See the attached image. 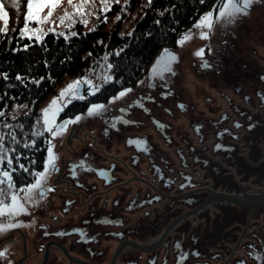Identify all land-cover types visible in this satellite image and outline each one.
<instances>
[{"label":"flooded vegetation","instance_id":"1","mask_svg":"<svg viewBox=\"0 0 264 264\" xmlns=\"http://www.w3.org/2000/svg\"><path fill=\"white\" fill-rule=\"evenodd\" d=\"M137 83L125 87L129 94L106 98L99 97L106 84H81L87 94L73 103L84 110L61 115L63 126L74 140L73 121L92 107L94 123L83 145L67 147L58 164L46 170L45 163L16 191L23 194L17 210L24 228L17 231L15 264H247L264 258V204L242 205L264 196L244 187L243 167L257 173L253 146L223 113L168 109L169 93L156 86L140 90ZM13 197L0 203V214Z\"/></svg>","mask_w":264,"mask_h":264},{"label":"trees","instance_id":"2","mask_svg":"<svg viewBox=\"0 0 264 264\" xmlns=\"http://www.w3.org/2000/svg\"><path fill=\"white\" fill-rule=\"evenodd\" d=\"M59 1L0 0V203L44 168L48 140L36 125L66 79L93 75L106 84L99 97L114 95L226 0H64L51 16ZM83 110L72 103L62 115Z\"/></svg>","mask_w":264,"mask_h":264},{"label":"water","instance_id":"3","mask_svg":"<svg viewBox=\"0 0 264 264\" xmlns=\"http://www.w3.org/2000/svg\"><path fill=\"white\" fill-rule=\"evenodd\" d=\"M153 86L169 93L168 109L185 105L199 112L208 108L215 109L219 116L223 113L237 128L233 131L238 135L242 132V141L248 140L253 146L250 155L257 161V173L253 176L248 173L249 165L243 167V177L249 179L245 190H261L263 195L264 0H246L158 57L137 83V88L144 91L153 90ZM87 90V86L79 84L77 94L85 96ZM124 93L129 94V89L121 95ZM225 98L229 104L222 100ZM261 204L264 196L252 202L242 201L249 208ZM263 260L248 259L247 264H264Z\"/></svg>","mask_w":264,"mask_h":264},{"label":"rangeland","instance_id":"4","mask_svg":"<svg viewBox=\"0 0 264 264\" xmlns=\"http://www.w3.org/2000/svg\"><path fill=\"white\" fill-rule=\"evenodd\" d=\"M63 1L64 0H60L59 2L61 3L54 6L57 11H54L53 14L51 13V16H55L59 12H61V10L64 8ZM245 1L246 0H226L220 8H213L212 10L207 11L183 36H181L177 40L175 47L191 36L195 35L199 31L208 27L212 23L216 22L220 18L224 17L228 13L232 12L236 8L240 7ZM74 2H79V0H75ZM74 6H76V4ZM51 9L52 8H49L48 11H50ZM85 11H87V8L83 6L78 7L77 12L85 14ZM43 19L45 18L43 17ZM49 25L51 26L52 22H50ZM35 30V28L27 26L24 32L26 34H30L35 33ZM172 48L174 47H170L160 51L158 54H156L152 63L158 57L168 52ZM105 79L107 80V77H105ZM79 84H86L92 86L93 88H96L98 85L102 84V81H100V78L93 75L85 76L83 80L82 77L68 78L61 87L56 89L55 93H53L48 97L47 100L44 101L41 107L42 114L36 126L39 131L43 132L47 136L48 140L46 170L51 168L53 165L58 164L60 162V159H62L64 156H67V147L72 148L79 146L80 144L83 145L84 143H81L82 137L85 136L83 134L85 131L90 130L87 128V126L94 123L93 119L95 118V107H92L90 111H87L85 114H83V116H79L76 120L73 121L71 129L72 127H75L76 131L79 130V136L74 135V140L68 138V135L71 132L70 130L68 134L70 126H67L66 129H64V122L61 118V115L74 102L77 96H79L77 94V87ZM124 90L125 88L120 92L118 91V95L116 97L121 95ZM21 197H23V194L16 193L12 201L6 206L7 210L5 211V213L0 214V225L3 221H9L7 222V228L1 227L2 225L0 226V264H15L14 261L18 256H13V253H15L14 246H16L19 242L17 231L19 234V231H21L20 228H24V226L22 225L23 221L20 219L21 213L19 210H17L19 208V201H21L22 199ZM2 237L5 240L1 241Z\"/></svg>","mask_w":264,"mask_h":264},{"label":"bare ground","instance_id":"5","mask_svg":"<svg viewBox=\"0 0 264 264\" xmlns=\"http://www.w3.org/2000/svg\"><path fill=\"white\" fill-rule=\"evenodd\" d=\"M85 76H83L82 78H84Z\"/></svg>","mask_w":264,"mask_h":264}]
</instances>
